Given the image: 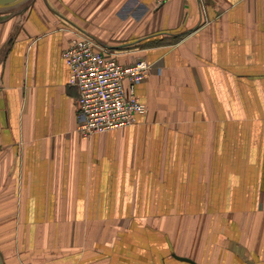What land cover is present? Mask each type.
Instances as JSON below:
<instances>
[{
	"label": "crops",
	"instance_id": "crops-1",
	"mask_svg": "<svg viewBox=\"0 0 264 264\" xmlns=\"http://www.w3.org/2000/svg\"><path fill=\"white\" fill-rule=\"evenodd\" d=\"M80 34L150 65L130 125L79 132ZM0 222L3 264H264V0L0 12Z\"/></svg>",
	"mask_w": 264,
	"mask_h": 264
},
{
	"label": "built area",
	"instance_id": "built-area-1",
	"mask_svg": "<svg viewBox=\"0 0 264 264\" xmlns=\"http://www.w3.org/2000/svg\"><path fill=\"white\" fill-rule=\"evenodd\" d=\"M93 41L80 34L61 56L69 70V84L77 89L78 130L84 136L128 126L134 116L146 112L133 87L151 68L144 60L121 65Z\"/></svg>",
	"mask_w": 264,
	"mask_h": 264
},
{
	"label": "water",
	"instance_id": "water-1",
	"mask_svg": "<svg viewBox=\"0 0 264 264\" xmlns=\"http://www.w3.org/2000/svg\"><path fill=\"white\" fill-rule=\"evenodd\" d=\"M31 0H0V12L12 11L15 8L25 5ZM0 264H3L0 254Z\"/></svg>",
	"mask_w": 264,
	"mask_h": 264
},
{
	"label": "trees",
	"instance_id": "trees-1",
	"mask_svg": "<svg viewBox=\"0 0 264 264\" xmlns=\"http://www.w3.org/2000/svg\"><path fill=\"white\" fill-rule=\"evenodd\" d=\"M173 39L176 40V39H178V37H174ZM155 42H156V41H155ZM155 42H154V43H155ZM156 43H160V42H156Z\"/></svg>",
	"mask_w": 264,
	"mask_h": 264
},
{
	"label": "rangeland",
	"instance_id": "rangeland-1",
	"mask_svg": "<svg viewBox=\"0 0 264 264\" xmlns=\"http://www.w3.org/2000/svg\"><path fill=\"white\" fill-rule=\"evenodd\" d=\"M0 223H2V224H3L4 222H0Z\"/></svg>",
	"mask_w": 264,
	"mask_h": 264
},
{
	"label": "bare ground",
	"instance_id": "bare-ground-1",
	"mask_svg": "<svg viewBox=\"0 0 264 264\" xmlns=\"http://www.w3.org/2000/svg\"><path fill=\"white\" fill-rule=\"evenodd\" d=\"M2 258V257H1Z\"/></svg>",
	"mask_w": 264,
	"mask_h": 264
}]
</instances>
